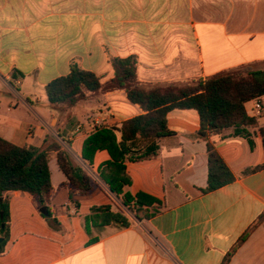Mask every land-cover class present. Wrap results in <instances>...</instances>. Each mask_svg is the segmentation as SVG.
<instances>
[{"label":"crops","instance_id":"crops-1","mask_svg":"<svg viewBox=\"0 0 264 264\" xmlns=\"http://www.w3.org/2000/svg\"><path fill=\"white\" fill-rule=\"evenodd\" d=\"M130 57L147 87L264 67V0H0V137L35 148L55 138L98 183L76 198L77 207L53 153L49 206L60 228L29 193H7L9 237L0 264H223L230 254L228 264H264V112L250 130L253 144L232 129L209 137L235 180L205 192L209 160L207 141L198 137L200 115L171 111L173 135L160 140L159 157L126 164V191L161 204L150 219L136 218L98 177L108 151H98L92 165L84 161L95 130L119 129L145 112L125 91L91 96L72 109L52 107L46 87L73 65L107 82L115 76L112 61ZM255 108L256 101L246 104L249 116ZM107 205L124 210L131 226L88 233L85 218Z\"/></svg>","mask_w":264,"mask_h":264},{"label":"trees","instance_id":"trees-1","mask_svg":"<svg viewBox=\"0 0 264 264\" xmlns=\"http://www.w3.org/2000/svg\"><path fill=\"white\" fill-rule=\"evenodd\" d=\"M112 64L115 76L107 82L103 83L94 73L73 65L68 75L50 82L46 92L52 107L66 105L72 109L91 96L125 91L129 101L143 109V115L124 122L119 129L95 130L84 145L83 159L90 165L98 151L105 150L110 154L111 160L101 166L98 177L124 208L140 220L150 219L157 213L161 205L157 199L144 193L133 196L126 191L132 185L126 164L159 157L160 140L173 135L168 126V114L176 109L195 110L200 115L198 137L207 141L209 160L205 192L217 190L235 180L209 137L232 129L235 137L248 139L253 144L250 130L258 128V121L248 115L246 104L261 101L264 97L263 66H240L181 86L147 87L138 80L137 60L134 57L114 59ZM117 133L121 134L120 140ZM53 153L72 187L70 200L77 207V197H86L97 189L98 183L57 139L50 137L42 148H35L19 147L0 137V238L4 237V241L0 242V254L4 253L9 237L10 210L6 195L9 192L32 195L42 216L48 219L53 228H60L49 206L54 192L49 167ZM261 168L264 169V166ZM85 222L88 233L93 228L115 226L125 229L131 226V220L124 210L113 211L111 205L93 208ZM96 240L92 239V242ZM230 257L231 254L223 264H228Z\"/></svg>","mask_w":264,"mask_h":264},{"label":"built area","instance_id":"built-area-1","mask_svg":"<svg viewBox=\"0 0 264 264\" xmlns=\"http://www.w3.org/2000/svg\"><path fill=\"white\" fill-rule=\"evenodd\" d=\"M264 112V102L261 103V101L256 100V108L254 110V116L253 118H258L262 113Z\"/></svg>","mask_w":264,"mask_h":264}]
</instances>
